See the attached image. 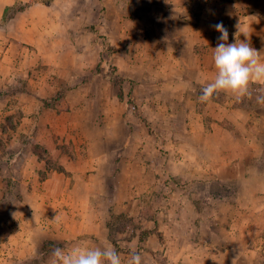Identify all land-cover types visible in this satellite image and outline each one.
Instances as JSON below:
<instances>
[{
    "label": "crops",
    "instance_id": "obj_1",
    "mask_svg": "<svg viewBox=\"0 0 264 264\" xmlns=\"http://www.w3.org/2000/svg\"><path fill=\"white\" fill-rule=\"evenodd\" d=\"M30 1L0 0V89L6 77L8 84L16 76L29 77L27 71L17 73V60L35 53L55 66L51 60L64 53L56 45L72 44L71 26L97 28L101 17L105 21L112 14L111 0H83L70 9L62 8L65 0H52L4 19L6 8ZM117 8L124 22L121 44L113 57L104 58L113 60L126 79L122 90L138 115L129 112L125 99L112 97L108 75L103 84L94 75L85 80L78 65L58 73L61 83L28 79L22 103L8 105L6 116L20 111L22 134L49 135H23L31 143L11 135L5 144L17 157L21 147L38 144L45 159L31 150L20 158L32 159V167L25 162L0 169V189L10 187L6 177L12 178L11 188H18V197L7 191L3 203L17 202L25 211L20 217L13 208L0 212V264H36L45 242L53 243L51 251L82 240L112 244L111 215L139 219V228L151 230L142 243L139 228L116 241L124 250L122 264L130 259L128 251L142 254V264H158L159 252L167 264H224L226 255L231 264H264V104L253 107L248 101L264 91L251 90L240 99L221 92L210 102L199 100L201 88L215 75L216 23L228 29V43L247 40L264 59V0H118ZM85 12L95 13V19H85ZM69 76L78 82L63 87L62 79ZM45 91L68 95L44 107ZM46 117L54 127L43 125ZM51 144L63 149L56 154L60 171L51 168L39 178L35 170L46 171V161L54 158ZM33 201L39 213L29 209Z\"/></svg>",
    "mask_w": 264,
    "mask_h": 264
},
{
    "label": "rangeland",
    "instance_id": "obj_2",
    "mask_svg": "<svg viewBox=\"0 0 264 264\" xmlns=\"http://www.w3.org/2000/svg\"><path fill=\"white\" fill-rule=\"evenodd\" d=\"M51 1L52 0H33V1L31 0V2L35 3V4L36 3L47 4ZM82 1L83 0H65V1H63V3H61V6L63 9H70L72 6H75L77 4L82 3ZM24 3L25 2H18V3H15L13 6H11V7H13L12 10L6 11V13L4 14V19L11 18L14 15L13 10L17 7H20ZM92 5L97 6V3L94 1L92 3ZM117 6H118V0H117V3L114 0H111L109 7L111 8L112 14L110 16L105 17V21H104L103 17H101L102 21L100 23L96 22L97 24H99L97 26V28L92 26L91 29L90 28L89 29H81V28L71 26V28H69V31L71 32L69 37L72 40V44L71 45L68 44V46H66L67 43H66V45H65V43L56 45V47L62 46L61 48H62V50L64 49L63 50L64 53L61 55V57L51 60V62H53L55 64V66L51 65V64H45L44 63L45 61L37 59L35 56L36 55L35 53H30L29 57L27 59L17 60V64H16L17 73H26V71H27L29 77L23 78L22 76H16V77H14L13 81L11 80L10 84H8L7 77H6L4 84H3V86H1V89H0V102H3V103H1V106H0L1 107L0 109H3L2 110L3 113H0V135H1V139H2L0 142V169H1V171H3L7 165H9V166L11 165L12 168L17 169L19 164H22L25 162L28 163L29 165H31V167H32V163H31L32 159H30L29 157L26 160H23L20 158L22 155H24V158H25V156H27L28 153L31 152V150H32V152L37 154L39 159H42V158L45 159V156L43 155V148L41 146H39L38 144H34V146L28 145L25 147H21L20 157L16 156V153H15V150H13V147L9 150V147L7 145H5L6 142H8L9 137L11 135H19L16 138V140H19V139L25 140L26 143L28 142V140H26L27 138L24 139L23 135H49L45 131V129H44V131H45L44 133L36 132V130H29L28 133L22 134L21 133V127H19V123L22 122L23 113H21L20 111H17L16 114H13V116H11V117L6 116L7 114L5 113L6 111L4 109L8 105L12 106V107H16V106L18 107V104L22 103L21 102L22 101L21 96L23 94H25L27 84H29L28 79L31 80L30 83H34L35 80H40V81L43 80L44 84H46V83L50 84L52 82H54V83L60 82L61 83V77L59 80L58 73H60V72H63V73L68 72L69 73V71L71 69H74L78 65L81 68V70L84 71L82 79L87 80L89 77L91 78V75H94V77L96 78V82L103 84L105 81V80H103L104 76L108 75L106 77L109 78L111 85H112V89H110V91H112V93H111L112 97L116 96V98L119 100L125 99V101H127V104H128L129 112H132V115H134V116L138 115L136 113V107H135L133 100L130 97L129 93L126 92V93H128V95L125 96V91L122 90L123 84H124L126 79L120 74V72L118 71V68L115 66L113 60H111V59L105 60L106 57H109V58L113 57L112 55L116 51H119V47L121 44V36L119 33H121L122 28L119 26V24L124 23V22L121 20V18L119 19L120 12H119V9L117 8ZM85 14H86L85 19L86 18L90 19V20L95 19V15H96L95 13H93V12L86 13L85 12ZM242 15L246 16V14H244V13ZM237 20H241V19L237 18ZM263 32H264V28H263ZM133 45L134 46L137 45L136 41H134ZM41 47L43 49L47 48L46 45H42ZM64 47H67V49ZM69 47L71 49V54H68L69 53L68 50H70ZM27 48H31V46L27 45ZM148 48H149V46H148ZM260 48L263 49V51H264V45L260 46ZM73 53L80 55L78 60H75L73 58V56H72ZM104 54H107V56L105 57ZM105 61H106V64L104 66ZM104 69L106 70L105 75L103 73ZM69 77L70 78L68 80L62 79L63 82L61 85H64L63 87H66V86L68 87V86L74 85L75 79L73 81V80H71V76H69ZM10 78H11V76H10ZM32 80H33V82H32ZM75 82H78L77 78H76ZM251 90L254 92H259L260 90L264 91V85L259 86V85L253 84L251 87ZM199 93H201V91ZM67 95L68 94L65 91H60V92L57 91L56 93H52L50 91L43 92V96H47V98L45 100L42 99L44 107L55 106L58 102L63 101V97L67 96ZM248 101L251 102V106H253V107L255 105L259 104L257 102V96H255V95L251 96ZM4 105H6V106H4ZM61 107H63V106H61ZM0 112H1V110H0ZM140 120L142 122H144L143 125L149 126V124L146 122L145 118L142 119V117H141V118H139V121ZM41 121L44 122L43 125L49 126L50 123H51L50 125H52V126L54 125L53 122H51V119L49 117H46L45 119H42ZM255 125L257 127H259V124L257 125V122H255ZM40 126H41V124L39 125V127ZM35 128H36V126H35ZM257 131H259V129H257ZM260 133H261V135H263L262 131ZM29 142L31 143V141H29ZM15 147H17V146H15ZM50 149L53 151L55 150L54 158H52V159L49 158L50 160L46 161V165H45V169H47L46 171L40 172V171L35 170V172L40 173L39 175H37L39 178L42 177V174L46 175L48 170L51 168H55V170L58 169L56 166L57 161H58V159L56 158V154H59L60 152L63 153V149L60 148V146H57L56 144H51ZM1 159H3V160H1ZM34 164H36V163H34ZM31 169H33V168H31ZM59 171L60 170L58 169V172ZM5 179L6 180L8 179L7 180L8 183L6 185L10 186L9 187L10 189L7 188V190H5V192L3 191L4 189H0V209H1L0 212H3V211L7 212L8 211L7 209L13 208V210H14L13 212L15 213L16 217H20L23 213H25V211L17 202H16V204L15 203L10 204V207L8 204L5 205L3 203L6 200L7 191L13 190L14 193H16L18 191V188H11L13 186V185H11L12 184V178L6 177ZM16 195H17V193H16ZM17 197H18V195H17ZM29 207H30L29 209H31L35 212L39 213L41 211V209L35 203V201L31 202L29 204ZM120 216L121 215H111L112 219H109V222L111 224V229L109 231V235H110L111 242H112L113 246L115 245L116 250L121 254V261L124 262V259H125V256L123 253L124 250L120 248V246H119L120 244H117L116 241L123 239V238H130L132 235H134L135 229L140 227V220L135 219V218H129L130 220L127 221L126 219H124L123 217H120ZM122 216H124V215H122ZM115 218H117V219H115ZM34 221H35V219H34ZM34 221H33V223H34ZM223 224H224V226H227L230 224V221H228V222L224 221ZM147 227L148 228L150 227L152 229L151 226H147ZM139 229L141 230L140 235L143 236V241L146 240V238H147L149 232H151V230H148L147 228L146 229L145 228L144 229L139 228ZM126 231H127V233L124 237L121 238L118 235V234L125 233ZM153 231H155V229ZM191 238H193V236ZM156 240L159 243H162L163 242L162 235L157 233ZM183 240H184V238H183ZM229 240H231V237H229ZM57 244L58 245L60 244V240L55 241L54 245L57 246ZM50 245L53 246V243L45 242L41 247L39 246V248L41 249L42 252H41L40 257L37 258L38 260L36 261V264H47L49 260L53 261V256H52L53 251H51L53 249V247H51ZM126 253L129 254V256L131 255V253L129 251ZM262 253L264 254V252H262ZM262 253H261L260 257L264 256V255H262ZM163 255H164V252L157 253L155 259H156V262H158V264H167V258ZM199 256H200V254H199ZM223 262H224V264H231L230 258L228 255L225 256V258L222 260L221 263H223ZM145 263L146 262L144 261L143 264H145ZM197 264H209V262H208V260L204 261V262H202L201 260H198Z\"/></svg>",
    "mask_w": 264,
    "mask_h": 264
},
{
    "label": "clouds",
    "instance_id": "obj_3",
    "mask_svg": "<svg viewBox=\"0 0 264 264\" xmlns=\"http://www.w3.org/2000/svg\"><path fill=\"white\" fill-rule=\"evenodd\" d=\"M213 27L220 33L219 42L214 49L211 48L215 75L201 88L199 100L210 102L221 92L237 99L251 96L253 84L264 85V59L261 51L253 48L247 40L228 43L229 31L222 22ZM257 102L264 104V96H258ZM52 256V264H122L121 254L111 243L101 247L87 240L68 248L56 247ZM127 264H142V254L133 251Z\"/></svg>",
    "mask_w": 264,
    "mask_h": 264
},
{
    "label": "trees",
    "instance_id": "obj_4",
    "mask_svg": "<svg viewBox=\"0 0 264 264\" xmlns=\"http://www.w3.org/2000/svg\"><path fill=\"white\" fill-rule=\"evenodd\" d=\"M223 1H225V2H228V3H233V2H236V1H238V0H223ZM32 4V2L30 1L29 3H24V4H22L20 7H17V8H15L14 10H13V13L14 14H16V13H18V12H22V11H24L26 8H28L30 5ZM12 8L13 7H8V8H6L5 9V13H6V11H8V10H12ZM120 217H123L124 219H126L127 221H129L130 219L129 218H125L124 216H120ZM110 219H112V217H110ZM115 219H117V218H115ZM107 226H108V229H109V231H110V229H111V224H110V222L109 223H107ZM141 234V233H140ZM147 235V234H146ZM145 237V236H144ZM139 242L141 243V242H143V236L142 235H139ZM115 246V245H114ZM115 248H116V246H115Z\"/></svg>",
    "mask_w": 264,
    "mask_h": 264
}]
</instances>
